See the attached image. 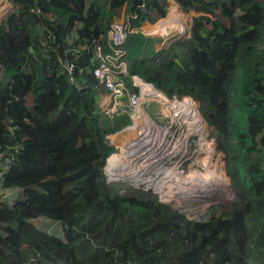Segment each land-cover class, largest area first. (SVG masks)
<instances>
[{"label":"trees","instance_id":"1","mask_svg":"<svg viewBox=\"0 0 264 264\" xmlns=\"http://www.w3.org/2000/svg\"><path fill=\"white\" fill-rule=\"evenodd\" d=\"M8 1L14 10L0 21V191L15 197L0 199V264H264V0H175L186 11L209 4L178 46L183 56L159 65L140 58L146 36L126 41L130 74L181 97L166 99L171 106L199 114L190 106L197 104L216 135L209 172L223 171L213 160L218 140L237 192L225 175L221 182L239 198L200 222L150 192L120 193L103 173L115 152L104 135L130 118L99 113L90 50L107 49V31L122 15L133 27L154 22L168 0ZM220 1L229 27L213 18ZM70 47L86 49L72 56ZM39 217L62 237L41 230Z\"/></svg>","mask_w":264,"mask_h":264},{"label":"rangeland","instance_id":"2","mask_svg":"<svg viewBox=\"0 0 264 264\" xmlns=\"http://www.w3.org/2000/svg\"><path fill=\"white\" fill-rule=\"evenodd\" d=\"M167 3H168V7H167L168 9H167L166 15L164 17H161V18L156 17L154 22L142 23V24H144V26L145 25H152V26L154 25V27L151 31H154V29H157L158 30L157 33H160V34L147 35V37H146L147 41H146L145 45L143 46V51H145V53H144V55L141 54L142 57L140 56V58L142 60H149L150 63L153 65H159L163 61L162 58L166 59V58L174 56V55H180L181 57L183 56V51L181 49H179L178 46L180 45L181 42H183L187 39H191L192 34H193L192 30H191L192 29V27H191L192 26V19H195V16L198 17L201 14L199 12L203 11L202 9L204 7H206L207 4H209V3H202L200 5H196L197 8L194 7L195 10H193L191 12L190 17H189L188 13L190 10H188V11L183 10V8L181 7V5H182L181 1L177 2L175 0H170V3L169 2H167ZM180 3H181V5H180ZM221 3L222 4H220L221 5L220 7H216L217 13L215 16H213V18L215 20H219V23H222L223 26L229 27V23H231V21H230L231 18L227 13L228 7L225 6V4L223 2H221ZM178 5L181 8H178V10H177L176 6H178ZM183 5H185V4H183ZM3 7H4L3 4L0 3V21L4 18V17H2V11H1ZM172 7H174V9H171ZM174 10H176V11H174ZM177 11L179 13V14H177L178 18L182 21L180 23H177L170 18L172 16V13L175 14ZM182 11L184 13H182ZM153 15L154 14L151 13V16H153ZM180 15H181V18H180ZM179 24H181V25H179ZM177 25H179V27ZM162 27H164V28H162ZM181 30H182V32H181ZM151 31H148V33ZM129 35H132V34H129ZM129 35H127V38ZM154 43H156L155 46H154ZM162 45H166V48L159 50V48ZM157 50H159V51H157ZM78 83L81 85V87H84L85 82L82 79H79ZM96 90H97V94L95 96V100H97L99 93H103L102 89H96ZM180 98L181 97H177V96L170 97L169 102H173L175 99L179 100ZM165 104H168V103H165ZM183 104H185V103H183ZM186 105H188V104H186ZM190 106H194V108L198 111L199 114H197L196 111L194 110L196 113V116L198 117V120H200L199 116L201 118H202V116L198 110V105L196 104V106L195 105H190ZM142 112L144 113V116L152 118V120L158 125V127L160 129H162V128L167 129V130L169 129V131L173 130V131H171L172 137L176 138V139L178 138L177 140L181 143L180 144L181 148H183L182 156L172 158L171 160H165L162 163L163 166L164 165L166 166V167L164 166V168L169 167L171 169L177 170L176 178L179 180H183L186 177H191V178L195 179L198 175H202L207 171V173H209V175H205V174L204 175L214 178L215 181L219 184L218 185L219 190H217V189L212 190L213 192L216 191L215 193H213L211 191V188L207 189L208 190L207 194L213 193L212 194L213 196L211 195V198H213V199L210 198L211 200H203V199L202 200H200V199L189 200V201L176 200L175 202L168 203L162 199L164 197V195L157 194L153 191V189L148 188V187L145 188V186H143V185H137V184L134 185L135 183L133 181H131L129 178L125 179L123 181L122 180L112 181V180H110V177H108V175L106 174V176H107L106 182L109 185L118 186L120 189L119 190L120 193H126L129 189H133V190H136L138 192H141V191L150 192L154 196H156L161 203L166 204V205L170 206L171 208L177 210L179 213L183 214L187 219L193 220V221H198V222L206 219L207 216L209 214H211L212 212L219 214L220 210L222 208L233 206V204L236 203V200H238L239 197L236 193L234 194V192H232L230 189L226 188L224 186V184L221 182L223 180L222 177L225 175L230 186H232L230 179L225 174L224 156H223V153H221L219 150L218 140H217V143L215 145V147H217V149H218V150L216 149L218 152V155L215 154V156L213 157V160L215 161L218 159L220 161V164H221L223 171L216 172V173H214L212 171L210 173L209 171H211L213 169L212 163H210V161H207L205 159L206 154H208L209 151L211 150V147H210L211 145L209 144L208 140L212 139V137H213L212 134H214V136L216 137L215 133L213 132V128L211 126H209L206 122H205L206 123L205 124L204 119L202 118L203 122L200 120L201 126L194 125L190 131H185V133L182 135V127H179V126L175 127V125L172 123V118L174 116H177V119H178V116L182 115V110L180 108L174 107L171 105L162 107L161 105L159 106L157 103H150L149 106L146 105V106L142 107ZM136 123L140 124L142 122L139 120ZM203 123H204V125H203ZM133 125H135V124L133 123ZM183 130H185V128ZM209 134H210V137H209ZM138 135H139V137L141 136L140 133L130 132L124 138V139H127V141H125L124 139H120L123 136L119 137V139H120L119 141L116 138L117 136H113V137L111 136L110 138H111L112 144L116 147V150L120 151L122 148L125 147V143L129 142L128 139L133 138V137H135V139H136L138 137ZM199 137H204V139L199 140ZM112 138H113V140H112ZM159 140H160L159 143H157L156 146L152 150H155V151L159 150L158 148L160 147V144L164 139L159 138ZM159 159H157V160H159ZM141 162L142 161L137 163V165L139 167H141L145 163V161L143 163H141ZM123 166L124 165H122V167ZM151 174L152 173L147 174V177H149V176L152 177L153 175H151ZM126 175H127V173L125 174V176ZM203 178L205 179V177H203ZM171 187H173L171 184H166L164 186L165 189H169ZM233 188H235V187H233ZM235 192H237L236 188H235ZM188 193H189V190L184 189L182 191V194L184 195L182 199H185V196L188 195ZM232 193H233V197H232ZM15 194H16V192H15ZM14 197H15V195H14V192H12V191H0V199H2V200H7L9 202H13ZM165 198H166V195H165ZM39 220H40V222H37ZM33 223H37L38 225H40V229L43 231L51 232V233L57 234L59 236L61 234V237H62V231L60 233V228L58 227V225L54 224L52 221H50L44 217L36 218Z\"/></svg>","mask_w":264,"mask_h":264},{"label":"bare ground","instance_id":"3","mask_svg":"<svg viewBox=\"0 0 264 264\" xmlns=\"http://www.w3.org/2000/svg\"><path fill=\"white\" fill-rule=\"evenodd\" d=\"M165 103H167L166 99ZM165 106H169V104H165ZM180 109L182 110V115H179L178 119L177 116H174L172 118V123L175 127H182V135L185 131H190L194 125L201 126L202 119L199 117L201 121L198 120V117L193 109L181 106ZM137 116L139 117V114H137ZM140 121L142 123H136L133 125V130L127 129L116 137L119 141L120 139H124L130 132L140 133L141 135L140 137L138 135L136 139L135 137L128 139V143L124 142L125 147L122 148L124 154L119 153L118 156H110L107 159L104 172L109 174L110 180L123 181L129 178L135 183L134 185H143L145 188L148 187L153 189V191L157 194L164 195L162 199L168 203L175 202L176 200L189 201L198 199H213L211 198V195L216 191L213 192L212 190H219V184L214 178L207 177L202 174L198 175L195 179L186 177L183 180H179L176 178L177 170L169 167L164 168L165 165H162L165 160H171L172 158L182 156L183 148H181V143L177 140L178 138L176 139L172 137L171 131L173 130L169 131V129H160L150 117L142 116ZM184 128L185 130H183ZM120 136L123 137L119 139ZM159 138L164 139L163 141L161 140L162 142L158 148L159 150H152L156 144L159 143ZM124 140L127 141V139ZM132 145L133 156H129L128 154ZM140 161H142L141 163L145 161L143 165L141 164V167L137 165ZM122 165L124 166L122 167ZM126 173L127 175L125 176ZM149 173H152L151 175L153 176L147 177V174ZM203 177H205V179ZM166 184H171L173 187L165 189L164 186ZM208 188H211L213 193L207 194ZM184 189H188L189 193L185 196V199H182L184 196L182 191Z\"/></svg>","mask_w":264,"mask_h":264},{"label":"built area","instance_id":"4","mask_svg":"<svg viewBox=\"0 0 264 264\" xmlns=\"http://www.w3.org/2000/svg\"><path fill=\"white\" fill-rule=\"evenodd\" d=\"M176 8L178 10L180 8L179 5ZM171 9H174V7ZM1 11L2 17L12 12L10 7L6 6ZM130 18V16H125L123 20L114 21L110 25L106 35V50L100 44H93L90 50L93 62L90 71L96 80L95 87L103 90L101 99L97 105L99 107V113L110 119L123 115L130 118V126L114 134L104 135L105 139L111 145H113L111 136H118L127 129L133 130V123L136 124V122L142 119V116H144L142 107L149 106L150 103H157L163 107L165 106V99L169 100L170 97H174L167 96L161 90L156 89L151 83L144 81L137 74H130L127 61V35L134 33L152 35L147 33L144 24L133 27L130 23ZM82 49H86V47H81L80 49L70 47L67 53L72 56H77ZM62 66L69 75H72L74 71L73 63L64 61ZM137 114H139V117ZM119 153L123 154V150L121 149ZM119 153L115 155L118 156ZM128 155L133 156V145ZM107 175L110 177L109 174Z\"/></svg>","mask_w":264,"mask_h":264},{"label":"crops","instance_id":"5","mask_svg":"<svg viewBox=\"0 0 264 264\" xmlns=\"http://www.w3.org/2000/svg\"><path fill=\"white\" fill-rule=\"evenodd\" d=\"M0 3L1 4H3L4 6H6V7H10V9L12 10L13 8H12V4L9 2V1H7V0H2V1H0ZM169 3H170V0H169ZM173 8V7H172ZM184 13V12H183ZM177 14H179L178 13V11L175 13V14H173L172 13V16L170 17L173 21H175V22H178L179 21V18H178V15ZM182 14V13H181ZM190 14H191V12H189L188 13V16L190 17ZM126 15H122L119 19H116L115 21H121V20H123V18L125 17ZM196 17V16H195ZM180 18H181V15H180ZM145 22H148V21H145ZM180 22H182V21H179L178 23H180ZM146 24V23H145ZM181 25V24H180ZM153 27H154V25L152 26V27H150V28H145L146 30H147V33H148V31H151L152 29H153ZM162 28H164V27H162ZM157 29H154V31H151V32H149L148 34H160V33H157ZM140 34H144V33H140ZM144 36H146L147 37V35H144ZM150 37V36H149ZM155 44L156 43H154V46H155ZM167 45V44H166ZM166 45H162L160 48H159V50H161V49H164V48H166ZM159 50H157V51H159ZM163 51V50H162ZM144 53H145V51H144ZM142 54V53H141ZM141 57H142V55H141ZM101 99V93H99V95H98V98H97V100H95V103H96V105H98V101ZM97 108L99 109V107L97 106Z\"/></svg>","mask_w":264,"mask_h":264},{"label":"clouds","instance_id":"6","mask_svg":"<svg viewBox=\"0 0 264 264\" xmlns=\"http://www.w3.org/2000/svg\"><path fill=\"white\" fill-rule=\"evenodd\" d=\"M7 1H8V0H7ZM168 2H169V1H168ZM12 8H13V6H12ZM13 10H14V8L12 9V12H13ZM12 12H11V13H12ZM189 12H192V11H189ZM11 13H9V14H11ZM9 14H8V15H9ZM6 16H7V15H6ZM6 16H5V17H6ZM98 110H99V109H98ZM104 116H105V115H104ZM128 126H129V125H128ZM128 126H127V127H128ZM125 128H126V127H125ZM125 128H124V129H125ZM109 144H110V143H109ZM110 145H111V144H110ZM112 146L115 148V152L112 153L110 156H113V155H115V154H117V153L120 152V151L116 150V147H115L114 145H112ZM123 154H124V153H123ZM110 156H109V157H110ZM109 157H108V158H109ZM108 158H107V159H108ZM107 159L105 160V165H106V161H107ZM103 173H104V175H105V177H106V179H107L106 173L104 172V168H103Z\"/></svg>","mask_w":264,"mask_h":264}]
</instances>
